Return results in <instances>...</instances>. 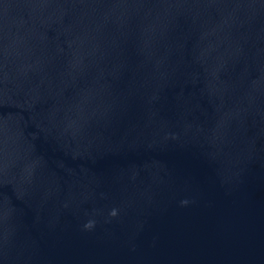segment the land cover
I'll return each mask as SVG.
<instances>
[{"label":"water","instance_id":"obj_1","mask_svg":"<svg viewBox=\"0 0 264 264\" xmlns=\"http://www.w3.org/2000/svg\"><path fill=\"white\" fill-rule=\"evenodd\" d=\"M0 264H264V0H0Z\"/></svg>","mask_w":264,"mask_h":264},{"label":"clouds","instance_id":"obj_2","mask_svg":"<svg viewBox=\"0 0 264 264\" xmlns=\"http://www.w3.org/2000/svg\"><path fill=\"white\" fill-rule=\"evenodd\" d=\"M113 215H115V213H113ZM89 226L93 227L94 226L93 222H89L88 224L85 225L86 228H89Z\"/></svg>","mask_w":264,"mask_h":264}]
</instances>
